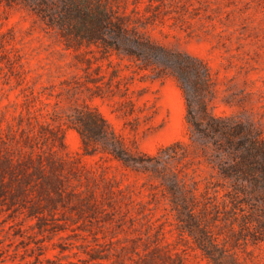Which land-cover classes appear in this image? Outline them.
I'll list each match as a JSON object with an SVG mask.
<instances>
[{
	"label": "trees",
	"instance_id": "16d2710c",
	"mask_svg": "<svg viewBox=\"0 0 264 264\" xmlns=\"http://www.w3.org/2000/svg\"><path fill=\"white\" fill-rule=\"evenodd\" d=\"M0 2L22 5L83 71L63 81L65 93L49 94L52 109L45 98L31 104L35 95L23 86V114L0 128V210L23 215L39 233L73 231L87 260L100 264H191L192 251L207 264H255L250 248L264 244V125L216 113L209 65L152 38L148 27L163 21L165 0ZM136 75L177 80L188 140L146 153L91 103L126 95ZM128 102L119 109L124 115L134 112ZM65 126L79 132L81 155L68 151ZM83 156L144 180L136 190L110 174L109 164L88 167ZM165 200L177 239L155 217Z\"/></svg>",
	"mask_w": 264,
	"mask_h": 264
},
{
	"label": "rangeland",
	"instance_id": "374dc122",
	"mask_svg": "<svg viewBox=\"0 0 264 264\" xmlns=\"http://www.w3.org/2000/svg\"><path fill=\"white\" fill-rule=\"evenodd\" d=\"M163 8V21L149 26V33L156 42L190 53L209 65L218 90L215 112L252 118L264 125V0H165ZM72 60V53L62 52L22 5L10 7L0 2V128L16 124L23 114L26 84L30 86L26 92L35 95L31 104L39 106V98H45L52 102V109L56 97L49 94L65 93L63 81L83 73L71 66ZM138 77L128 83L126 95L95 97L91 103L129 144L137 141L146 153H155L177 140H188L186 99L177 80L172 76ZM84 97L88 100L86 94ZM128 99L134 101V112L124 115L119 109L130 107ZM133 125L137 126L135 130ZM64 135L70 154L81 155L79 132L65 126ZM83 161L93 168L109 164L110 174L132 183L136 190L144 180L98 157L83 156ZM202 169L203 175L209 174L208 168ZM168 209L165 200L155 217L165 221L173 240L178 235ZM31 224L21 214L0 210V264H100L87 260L79 245L82 239L73 231L43 234ZM250 249V259L264 264V244ZM191 264L207 263L192 251Z\"/></svg>",
	"mask_w": 264,
	"mask_h": 264
}]
</instances>
